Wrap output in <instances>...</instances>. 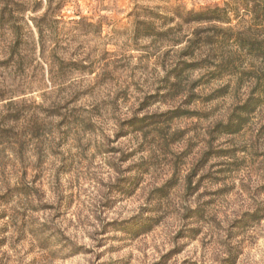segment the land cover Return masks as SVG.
<instances>
[{
  "label": "rangeland",
  "instance_id": "obj_1",
  "mask_svg": "<svg viewBox=\"0 0 264 264\" xmlns=\"http://www.w3.org/2000/svg\"><path fill=\"white\" fill-rule=\"evenodd\" d=\"M67 1L0 0V264H264V31Z\"/></svg>",
  "mask_w": 264,
  "mask_h": 264
},
{
  "label": "trees",
  "instance_id": "obj_2",
  "mask_svg": "<svg viewBox=\"0 0 264 264\" xmlns=\"http://www.w3.org/2000/svg\"><path fill=\"white\" fill-rule=\"evenodd\" d=\"M235 7H231L234 10H238L239 12L241 10H244L246 15L251 17V20L253 23H255L258 31H264V0H232ZM67 0H47L45 11L40 15V17H37L35 19H32L33 24L35 28L37 29L39 35H42V23L46 24L50 18H53L57 16L58 13L62 11V9L67 5ZM43 8V2L38 3L34 8H32L33 13H39L41 9ZM230 8V7H229ZM221 12L220 9L216 8L213 10L214 14H217ZM224 12L227 13V10H224ZM41 22V25L38 22ZM209 21H219L221 22V19L219 17H212V19H209ZM228 21V19H227ZM236 42L240 45L242 44H264V37L260 39H249L246 38H240L237 37ZM44 48L41 46V52H43ZM246 106V105H245Z\"/></svg>",
  "mask_w": 264,
  "mask_h": 264
}]
</instances>
